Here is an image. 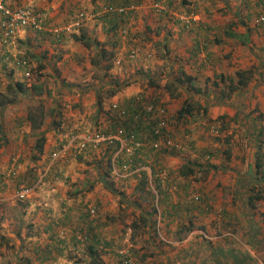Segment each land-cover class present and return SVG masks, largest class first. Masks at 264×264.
Segmentation results:
<instances>
[{
	"label": "rangeland",
	"instance_id": "obj_1",
	"mask_svg": "<svg viewBox=\"0 0 264 264\" xmlns=\"http://www.w3.org/2000/svg\"><path fill=\"white\" fill-rule=\"evenodd\" d=\"M251 19L252 18H250V20L247 19V22L250 23ZM150 24L151 18L147 19L146 16L143 20H137L136 22L134 21V25L130 24L131 26L129 25L125 27V34H120L119 32L117 33L116 37L119 42L115 48V54L121 59L119 64L111 63V69L109 68V71L104 68L102 63L101 64L103 67L100 68H95L94 65H91L89 70L82 72V81H78V84L73 86L72 89L71 87L64 88L71 89V92L74 90L75 93L80 84H82L84 81H88L89 84L90 78H104L106 83L109 84V87H113V84L117 85L119 88L131 87L130 94L134 95L139 92L141 85L146 86L147 77L145 76H157L159 78L157 81V86H159V88L154 89L163 94L164 100L170 101L168 107L171 109V113L174 114L176 108L179 107L178 103L182 101L185 93L182 86L174 89L175 92L179 93L178 98L174 101V99L171 100V98L167 97V93L164 91V87L162 86L164 84V77L162 74L165 73L166 75L168 72L166 69H164V65L162 63L163 61L161 60L162 56L160 57L162 54L161 51H163L161 38L164 29L158 28V32L155 33L154 26H152L153 29L145 33V36L148 38L147 44L151 46L152 53L149 54V50L146 51V49L141 47L142 52L139 51L138 56H141V54H149V57H147L149 59L146 58L147 60L139 63L140 65L132 63L134 62L133 59V61L124 59V52L130 47V42L127 41L126 44L128 33L132 34L134 30L141 31L144 28V25L150 26ZM168 28L172 32L175 31L173 24L168 26ZM130 41L132 42L133 40L130 38ZM170 46L171 45H169V48ZM91 48L92 49H90L88 54H90L92 58H95L96 47L94 48V46H92ZM141 74H143L144 77L140 76ZM33 78L34 79L31 81L33 84H37L39 86L37 88L39 93H33V91L31 92L30 90L26 89L24 97H20L21 99L18 100L20 103H16V101L13 104L14 107H17V105L20 106L24 112H27L28 110L34 111L35 107L41 109L43 112V118L41 125L37 129H34L33 132H29L25 142H19L18 147L20 146V150L17 148L16 152L18 151L19 155L21 156V167L17 168L15 176L12 178L6 177L4 175L5 168H0V174H2L0 181L3 183L5 182L7 187H9V190L6 191L7 194L5 196L10 195L12 192V197L4 200L0 199L1 202L4 201L7 203L6 207H4L3 204H0V207L6 211V214H9L6 216L5 221H0V223H2L0 225V233L4 237L8 238V247L3 248L2 243L0 244V264H5L4 262L15 264V259H17V264H19L22 263L23 258H25L24 256L27 257L30 255L31 251L34 254L33 250L30 251V248H34V244L41 245L40 240H44L42 234L37 237L36 231L37 228L40 227V224H42V222L45 220L43 219L44 215L49 214L46 216L47 221L51 219H59L66 208L70 209V215L63 228L65 229L64 231L68 233L66 236L68 237L70 234L71 237L65 239L64 236L59 235L63 237L62 240L65 243V246L61 248V254H64L68 258L73 257L74 260L83 258L84 254L82 252L85 253L84 248L88 243V231L91 230L93 232V228H95L94 232L97 239L100 240L101 238H104L105 240H112L114 244L117 245L111 249L109 245L105 246L100 243L97 244L98 246H103L102 251L104 250L105 253H109L107 255L104 253V255L111 258L114 257L115 264H121L119 260V254L117 252L123 249L129 253L131 259L134 261L141 262L139 256L141 254H145L144 264H209L207 261H210L211 264H264V223L262 221L261 215L262 211L264 210V200L260 199L256 202L254 201L255 203L252 202L254 205L256 204V209H247L245 198L233 200L232 197H228L229 189L226 190L227 187L229 188V176L232 175L226 170L230 169L234 171L237 170V168H240V166L236 167L238 164L237 160L239 154H241L245 148H247L246 150L248 151V154L253 152L247 147L248 143H246V139L248 137L242 141L239 138L235 140L231 136V138L228 140L230 145L227 146L229 157L227 159L225 158L228 160V163L230 162V165H224V157L220 155L223 154L221 152L223 147L218 145L219 142H217L216 138L213 137L209 130L203 129L199 127V124L194 123L199 121L201 116H198L199 119L195 118L194 122L191 121V124H188L186 127H191L188 129V136L190 140L193 141V148L190 150L189 148H183V151L180 152L181 155H171L164 153L161 155L158 164L161 165V167L167 165L172 170L171 175L176 176L177 170L183 164V158L188 160L191 157L196 158L198 156L197 158H199L200 155L198 152H200L202 148L206 147L208 144L215 143L216 145H213L212 147H217L219 150L217 154H215L217 156L210 158V163L216 168L217 171L212 170L211 172V170H208L206 172L203 171L201 174L202 177L204 176L203 180H205L202 190L206 191L205 194L210 197L214 195V197H212L213 203L211 207L207 208V206L202 203L203 213L200 215H194L191 220V225H188L190 229L187 231H177L176 228L178 229V225L176 222L174 223L175 218H172L173 215L164 216V214L158 217L159 223H156V225L159 227L158 231L152 230L150 226L145 228L140 227L135 231H132L129 224L133 219H136L137 211L129 207H125L124 204L126 201L138 203V206L145 209L148 204L153 203L147 201L148 194L146 191H148L150 194H154V192L159 193L156 186L154 187L149 179V181H146V184L143 183V186H141L142 184L139 183L142 179L135 183L137 178H141V171H146L147 168L150 169V163H153L151 160H149L150 157L144 156V160L141 157V159L145 162L144 164L146 165L143 166L144 169L136 168L131 173H127L123 171L118 172L116 168V173L118 175L113 174L112 171H110L108 175H105L102 171L103 169L107 168L106 164L103 163L104 161H101V166L99 167H97V163L95 162L104 149V144H100L98 146L99 148L97 147L94 151H90L89 154H87L88 152H83L80 158H77L76 155L70 156L67 163L53 160L52 167L50 165V158L48 156L54 151L49 152L48 150H51L52 146L58 144L60 141L58 138L65 136L68 129H80L81 132L78 133L79 135H81L82 132H90V134L93 135L96 133L95 129L102 127L105 120L103 117V112H96L97 96L93 101H89L90 98L79 99L78 96H76V93L71 96V93H68L65 91V89L63 90L64 93H62L59 88L57 89V83L55 82V79L50 77L44 78L46 79L45 84L39 85V83H37L35 80L36 76H33ZM248 79L249 81L252 80L251 77ZM11 80L13 79H10V81ZM126 81H129V83H126ZM5 83V74L4 72H0V90H3ZM225 83H227V80H225ZM198 85L201 86L202 83H198ZM109 87H107L105 90L101 89L98 93L101 104L105 107L110 101L109 98H107ZM214 90H216L214 87H211V89L207 90V94L204 95L206 97H204L205 99H202L201 97L196 98L200 107L204 104H207L209 100L211 101L213 99ZM143 92L145 93L146 91L143 90ZM228 94V99L225 98L221 100L222 105L229 104V100H231V98L234 96L235 91L229 92ZM116 98L120 99L119 96ZM79 100L83 101L79 102ZM77 102L80 104L81 109L76 107L75 104ZM239 103L240 107L242 108L244 104L242 102ZM208 105L209 103L207 106ZM208 108L209 106L207 109ZM57 109L60 110V115H56ZM74 109L78 113H73ZM231 110L234 109L232 108ZM65 118L68 120L67 122L65 121ZM204 118L205 115L203 119L201 118V121L204 120ZM241 118L237 120V123L241 124L242 129L253 130L256 127V124L251 128L246 126L245 123H240ZM58 121L60 124H58ZM180 124L181 123L178 124L177 122L178 127L183 126ZM262 127L264 128V124ZM234 128H238V126H235ZM234 128H232V130ZM21 129L22 137V135L25 134L26 129ZM40 132L45 138L43 148L45 149L47 147L43 155L37 154L32 149L34 139L40 134ZM191 135L193 137L197 136V139L195 140L191 138ZM244 143L246 145H244ZM261 147H258L253 153L252 156H255L254 160L255 158H257L258 161L263 160V155H261V152L264 150V147ZM52 150H54V148ZM11 154H14V151L11 152L9 156ZM139 154L140 156L143 155L142 152ZM182 156L184 157L182 158ZM47 158L49 160H47ZM110 158L112 159V157ZM202 158H204V156ZM231 159L234 163H231ZM29 160L31 162H29ZM199 160L201 159L199 158ZM24 161L27 163L25 168L24 166L22 167V164L24 165ZM204 162L205 161H203L201 165H204ZM26 169L34 170L35 174L36 172L40 173L41 170L44 169L48 178L46 181L38 180V182L35 183L34 190L29 193L24 201H19L13 198V180L19 174L25 173ZM59 170H64V172H66L65 175L59 174L61 175V179H64V177L67 176L65 182L60 181L55 184L56 178H54L53 183H51L52 180L49 183V180L52 179L54 177L53 175L58 173ZM251 171L256 174V177L261 178L259 184L263 185V167L260 166L256 173L253 169V166L251 165L249 172L250 175L253 174ZM146 172L150 178L149 172ZM164 173H166V171ZM238 174H240L241 178L244 177L243 172H238ZM133 175L137 176L134 178ZM39 176L40 175H38L37 178H39ZM249 181V177L246 176V184H243L245 189L249 187V183H247ZM208 185H211L212 187L206 190ZM109 188H111L113 191H110ZM171 190H169V192H172ZM96 194L99 195V197H97L98 199L102 198V201H100L103 203V209L102 206H97L98 208L95 212V215L90 218L88 214L83 215L81 212H85L86 204H95L96 199L94 201L93 199L95 198ZM247 194L248 189H246L245 196H247ZM2 196L3 195L0 194V198H2ZM119 197L121 198L120 200L125 202H119L117 200ZM103 199H105V202ZM111 206L113 209H111ZM22 208L24 209V214H22ZM158 208L161 210L160 205H158ZM222 210H224L225 213H223ZM239 210L241 212L240 214L242 216V220H238L237 223H234L229 218L234 217L231 215V213L236 214V211ZM80 215L84 218L81 219L82 222L79 220ZM12 217L23 222L22 225L17 228V230L15 229L16 227H13L15 226L12 224L13 222H11ZM187 217L188 216L185 218L182 217L181 219L183 221H187ZM152 218H154V216ZM103 222L107 223L103 224ZM98 223H100L99 227L95 226V224ZM231 225H234L235 228L229 231ZM78 234L79 238H77ZM97 245L96 247L99 248ZM131 250H134L135 253L131 254ZM2 252L5 253L1 255ZM185 253L192 255V260L184 259L181 261L177 258L179 254L185 255ZM54 255H57V252H54ZM3 256L5 257L3 258Z\"/></svg>",
	"mask_w": 264,
	"mask_h": 264
},
{
	"label": "crops",
	"instance_id": "obj_2",
	"mask_svg": "<svg viewBox=\"0 0 264 264\" xmlns=\"http://www.w3.org/2000/svg\"><path fill=\"white\" fill-rule=\"evenodd\" d=\"M111 1L127 2L126 4L120 5H134L133 10H131L124 16L122 15L123 17H125V22L123 25L124 28L129 26L130 24L134 25V21L136 22L137 20H143L146 16L147 19L151 18L150 26L144 25V28L141 31L134 30V32L132 33L133 35H131V39L133 41H137L139 45L141 44V47L143 49H146V51L149 50V54L152 53V49L151 46L147 44L148 38L145 36V33H147L148 31L147 27L149 28V31H151L153 29L152 26H154L155 33L158 32V28L164 29L161 38L163 51H161L162 54L160 55V57L162 56L161 60L163 61L162 63L166 71H183L188 75H194V77L200 81L204 80L208 76L209 80L207 84H209V81L211 78H213L214 73H221L226 80V77L229 76L234 70H251L252 80L249 81L248 79L243 89H241L240 92L235 93L231 100H229V104H219L211 106L207 109L206 113L208 117H213L217 114H224L228 117V119L232 118L231 121H229L227 128L228 133L232 132V138H234L235 140L239 138L243 141V139L245 138H242L241 134L244 133L246 134V138L248 137L246 139V143H248L247 147L253 152L251 154H248V151L246 150L247 148H245V150L241 154H239L237 160L238 164L236 167L240 166V168H237V170L234 171L230 169L226 170L232 174L229 176V188H226V190L229 189V196H226L232 197L233 200L246 198V189L244 188L245 186H243V184H246L245 177H249L250 181L247 182L249 183V186L251 185V183L255 182L254 180H256V174L253 173V171H251L253 173L252 175L249 174V166L251 168L255 157H253L252 155L258 147H264V128L262 127V125L264 124V83L263 80H261V78L259 77L262 69L264 68V21L260 25L256 26L252 24L253 17L259 14V12L264 15V0H255V2L253 0H201L197 3V6L199 7L197 15L201 22L207 24L208 29H197L194 27L187 33L181 30L180 25L178 26L180 21H178L175 17L172 18L177 21V23H174L173 21H166L163 19L164 17H162L161 22H157L155 12L148 11V0L135 4L132 2L130 3L129 1L131 0H5V3L12 7L29 6L33 9L44 10L48 14L46 24L48 26H52L61 25L68 22L78 10H84L88 13H95L102 4ZM181 2L182 0H172L171 4L173 7H175L174 11L177 13L179 10L182 11L183 7H186L187 5H182ZM105 14H107L108 17L114 16V14L110 13ZM100 16L87 19L78 30L63 34L60 39L54 38L52 34L45 29H43V31L46 33V36L43 37L42 35L35 33L34 30L26 28L19 31L9 44L0 43V72H4L5 81H8L9 79L19 81L26 79L24 76L28 74L27 68L18 67L12 60V55H22L27 56L30 60L27 67H32L36 70L30 73V76L35 75V80L37 83H39V85H44L46 81V79L44 78L50 77L56 80L55 82L57 83V89L59 88L62 93H64L63 90L67 87H71L72 89V87L76 86L78 84L77 82L82 79V72L85 70H89V67H91V65H94L95 68L103 67L102 64L104 63L102 59L98 60L99 58H97L96 55L95 58H92L91 55L88 54L90 49H92V46H94V48L96 47L95 54L97 55L101 46H103L105 49H109V43H111V40L113 39H110L108 20L103 21L102 18L104 16L101 18ZM250 18L252 19L249 23L247 22V19L250 20ZM172 24L175 27L174 32L170 31V29L168 28V26H171ZM73 35H83L85 39L89 40L88 47L85 48L80 41L74 40L72 37ZM214 36H217L216 41L214 40ZM129 37L130 36L128 33V38ZM196 40H199L197 44L198 51L197 49H195ZM203 43L204 45H202ZM169 45H171L170 48ZM114 46L116 48L117 45L115 44ZM140 52H142L141 48ZM149 54H141V56L133 59L134 62L132 63L140 65L139 63H141L142 61L149 59L147 58L149 57ZM92 59H94L93 62L91 61ZM39 66L41 67L39 68ZM110 69L107 70L109 71ZM164 76L165 74L163 75V77ZM168 76L169 75L165 76L163 81H165ZM28 79L29 80H27L26 83L28 82L29 84L30 81L34 78L31 77ZM108 85L109 84L106 83V80L104 78H90V83L88 84V81H84L82 84H80L75 93L79 99L90 98L89 101H93L98 95L99 91L101 89L105 90L107 87H109ZM71 89H65V91L71 93V96H73L75 93L74 90L71 92ZM130 91L131 87H118V89L116 88V90L113 94L110 95V97H108L107 95V98H109L110 101L122 100L123 98L132 96L130 94ZM117 96H119L120 99L116 98ZM80 101L83 100H79V102ZM239 102H242L244 104L242 108L240 107ZM16 103H20V101H17ZM75 105L76 107H78V109L80 108V104L78 102ZM237 106L240 107V111L237 118L233 119ZM232 108L234 110H231ZM26 113L27 112H24L20 106L17 105V107H14V104L0 107V168L6 166V164L8 163V156L13 151L18 160L17 168L21 167V156L19 155L18 151L16 152V149L18 148L20 150V146L18 147L20 141H23V143L25 142V140L21 137V128H25L26 131L28 129V124L24 120ZM73 113L78 112L74 109ZM239 118H241L240 123H245L246 126H249L251 128L256 124V127L253 130L242 129L241 124L237 123V120ZM235 126H238V128H234ZM232 128L234 129L232 130ZM240 131L242 133H240ZM191 138L196 140L197 136H192ZM208 145L212 147L216 144L214 143ZM244 145L246 144L244 143ZM45 149L43 152L46 151ZM52 149L53 146L51 147V150ZM261 155H263V160H261L260 166L263 167L262 175H264V150L261 152ZM255 159L257 160V158ZM233 160L231 161V163L233 162ZM29 162L31 161L29 160ZM223 164L230 165V162L228 163V160H223ZM25 165H27V163L24 161V165L22 164V167L24 166L25 168ZM162 168L164 171H170V173H172V170L167 165L163 166ZM212 170L217 171L216 169H211V172ZM146 171L149 172V168H147ZM146 171L141 172L147 175L148 178L149 176ZM238 172H243L244 177L241 178ZM65 173L66 172H64L63 170L61 174L65 175ZM66 177H64V179H61V175H59L55 179V184L60 181L65 182ZM259 179L260 180L258 181L260 182L261 178ZM163 186L168 188L169 186H171V184H163L162 189ZM211 187V185H208V188H206V190L210 189ZM173 188L175 189L176 187L174 186ZM7 190H9V187H7L5 182L3 183L0 181V194L3 195L2 198H0L1 200L12 197V192L10 193V195L5 196L7 194ZM186 191V195L185 192H173L167 194V199H162L161 204L164 205V208H166L169 203L168 201H170L172 204L176 201L181 202V200H187V196L190 191ZM97 197H99L98 194L95 195L93 201L96 199L95 203L97 204V206H102L103 209V203L101 202L102 198L98 199ZM212 197H214V195H212ZM103 200L105 202V199ZM117 200L119 201V198H117ZM0 204H3L4 207H6L7 205V203L4 201H0ZM124 206L129 207L137 212L139 211L138 208L133 206L131 202L126 201ZM180 207L181 205L178 207L181 210ZM1 209L2 207H0V221H5L6 216H8L9 214H6V211L4 209ZM111 209H113L112 206ZM180 210H178V214L181 213ZM22 211V214H24L25 212L23 208ZM171 212L173 213L174 211ZM182 214L186 213L183 212ZM195 214L196 212L194 213V215ZM48 215L49 214L44 215L43 219L45 220L42 222L43 224H40V227L45 224V221H47L46 216ZM11 222H13L12 224L15 225L13 227H16V230L23 223L22 221L14 217H12ZM1 224L2 223H0V225ZM41 234L44 238L43 241L40 240L41 245H45L48 242L47 229H44L43 227V233ZM61 242L62 247H64V241ZM98 247L100 248L101 246ZM105 254L107 255L109 253ZM57 255H54V257L51 256L49 258L45 257L44 255H40L37 257V253L34 252L33 254L31 251L30 255L27 257L29 259V264L78 263V259L74 260L73 257L68 258L61 253ZM106 255H102L101 257L102 260L105 261L104 264H115L114 257L111 258ZM4 257L5 256H3V258ZM80 262L81 264H89V256H83ZM207 262L211 264L210 261ZM4 263L9 264V262ZM15 264H17V259H15Z\"/></svg>",
	"mask_w": 264,
	"mask_h": 264
},
{
	"label": "trees",
	"instance_id": "obj_3",
	"mask_svg": "<svg viewBox=\"0 0 264 264\" xmlns=\"http://www.w3.org/2000/svg\"><path fill=\"white\" fill-rule=\"evenodd\" d=\"M147 0H131L129 1L130 3H140V2H145ZM152 1L155 0H148V4H149V12H153V10L150 7V3ZM128 2V3H129ZM111 3L113 4H126L127 2H115V1H111ZM167 3L171 6V9L174 10L175 7L172 6V0H167ZM190 3L189 0H182L181 4L186 5V7H183V10H179L178 13H187L189 11V8L187 7L188 4ZM8 5V4H7ZM133 5V4H131ZM181 5V6H182ZM9 6V5H8ZM12 8V6H9ZM196 9L194 10L195 12L198 11V6L197 4L195 5ZM104 16V17H103ZM156 21H160L162 20V17H164L163 19L166 21H173L174 23H177V21H175L169 13H164L163 15L160 14H156ZM102 18V20L106 21L108 20L109 22V33H110V39L113 38L111 40V43H109V49H105L103 46H101L99 49V53L98 55L96 54L97 58H99L98 60L102 59L103 61V65L105 66V69H109L111 66V63H114V58L116 57L115 54V44L117 45L118 41L116 39V35L118 33V31L121 28H124V22H125V17H123L122 15H114L111 17H108L107 14H102L100 16V18ZM109 18V19H107ZM263 23V22H261ZM260 23V24H261ZM257 24V25H260ZM180 25L181 30L184 32H189L191 31L192 28H197V29H208V26L206 23L201 22L200 20L197 22H191V24H189L190 26L187 28H184V26L179 23L178 26ZM256 26V25H254ZM148 31L149 28L147 27ZM35 33L42 35L43 37L46 36V33L43 30H34ZM131 35L129 33V38L127 35V41L130 42V47H137L138 48V53L140 51L141 48V44L139 45V43L137 41L135 42H131L130 38ZM53 36V35H52ZM63 34H61L59 37H57L58 39H60V37H62ZM54 37V36H53ZM74 40L76 41H80L81 44L87 48L89 45V40L85 39L83 35H73L72 36ZM134 37V36H133ZM56 38V37H54ZM56 38V39H57ZM1 40V39H0ZM214 40H217V36H214ZM199 40H196V48L197 49V44H198ZM204 42V41H203ZM204 45V43L202 44ZM129 47V48H130ZM127 51V50H126ZM126 51L124 52V55L126 53ZM198 51V49H197ZM196 51V52H197ZM137 53V56H138ZM136 56V57H137ZM135 57V58H136ZM16 59H23L26 62V65H20L15 59L12 58L13 62L16 63V65L18 67H25L27 68V72L28 74L36 71L34 68L32 67H27L28 63H29V59L27 56H22V55H15ZM113 59V60H112ZM92 62L94 61V59L91 60ZM38 67V66H37ZM41 66H39L40 68ZM165 74V73H164ZM163 74V75H164ZM251 70L249 69H242V70H234L229 76L226 77L227 83H225V79L223 77V75L221 73L218 74H213V78L210 79L209 84H207L208 82V76L200 81L197 80L194 75H188L186 73H184L183 71L180 72H167V75H169L165 81L164 84L162 85L164 87V91H166L167 93V97L171 98V100L174 99V101L178 98L179 93L175 92L174 89L179 88V87H183V91L185 93V96L183 97L182 101L179 104V107L176 108V110L174 111L175 113H171V109L168 107L169 104V100H164V96L161 92H159L158 89L159 86H157V81L159 80V78L157 76H145L147 77V81H146V86H142L139 90V92H137L136 94L129 96L127 98H123L122 100H115V101H110L108 102V105L105 107L101 104L100 101V97L97 95V104H96V112H103V117H104V124L102 127H99V129H95L97 133H102L103 135L105 134H109V133H115L117 130L121 131V134H123V136H132V140L133 141H141L143 143V146L141 147V151H135V154H139V153H143V157L147 156L150 157L149 160H151L150 163V182H152V184L154 185V187L156 186V188L158 189V192H154V194H150L148 191L147 194V201L148 202H153L148 204V206L144 209L141 208L140 206H138V203L135 202H131L133 204V206H135L136 208H138V212H137V217L136 219H133L132 222L129 224L130 228L132 231H135L137 228H145V227H149L152 230L158 231V225H156V223H159V218L158 216L164 214V216H168V215H173L172 218L174 219V223L176 222V224L178 225V229L176 228L177 231H187L190 229V227L188 225H191V220L194 217V213L196 212V214L200 215L203 213V207H202V203H204L205 206H207V208L211 207V202H213L212 197H209L206 193V191L202 190V187L204 186L205 180H203L204 176L202 177L201 174L203 171H208L211 169H216L211 163H210V158H214L215 154H217L218 152V148H214L211 147L209 145H207L206 147L202 148V150L199 153V158L202 160H199V158H194L191 157L189 160L186 158H183L184 156H182L183 158V164L182 166H180V168L177 170L176 176L175 175H171L170 171L164 173L165 171L162 170L161 173L156 174V172L158 170H160L161 165L158 164L159 159L161 157L162 154H171V155H175V154H180V152H182L183 150H178L175 148H172L171 146H162L160 145L159 149L157 150H153L152 147L150 146V144L158 139H162L163 138L157 134L153 133V127L155 125V122L158 119H162L166 122L167 126L165 128H162V133H167L169 134V136L171 138L175 137L177 139H179V143L182 145L183 148H186L189 150L193 148V141L190 140L189 138V131L188 129H190L191 127H186L188 124L190 125L191 121H195V118L199 119V115L201 116L199 121L194 122L196 124H199L201 128L209 130L210 127L211 129H213L214 131H210L213 135L214 138H216L218 145L223 147V149L221 150V152L223 154H220L223 158V160L229 157V151L227 146L230 145L228 140L231 138L232 136V132L228 133V124L229 121H231L232 118H229L224 115V114H217L213 117H208L206 115V111H207V107H211L214 105H218L222 104V99H228V93L235 91V93L240 92L241 89H243V87L246 85L248 78L251 77ZM140 76L144 77L143 74H141ZM164 76V77H165ZM261 78V80H263L264 83V68L261 71V74L259 76ZM29 80L28 78H26L25 80H11L10 79L8 81H6L5 86H3V90H0V107L8 105V104H13L16 101H18L19 99H21L20 97H24L25 95V90L28 89L31 92L33 91V93H39V91L37 90V88L39 87L37 84H33L32 81L28 84V82L26 83V81ZM126 83H129V81H126ZM198 83H202L201 86L198 85ZM185 84V85H184ZM37 85V86H36ZM211 87L215 88L216 90H214V94H213V99L210 101L209 100V105L207 106V104H204L203 106H199V102H197L196 98H202L205 99L206 97L204 95H206V91L211 89ZM116 88L118 89L117 85L113 84L112 88L108 89V97H110L111 94L114 93V91L116 90ZM155 88V89H154ZM146 91L145 93L143 92ZM229 91V92H228ZM205 97V98H204ZM139 98V99H138ZM148 104H152L153 107L150 110H146V106ZM205 103V102H204ZM115 104L114 107H112L111 105ZM157 104L159 106L162 107L163 112L162 114H158L155 112L154 109V105ZM105 107V108H104ZM201 110V111H200ZM240 111V107L237 106V108L235 109V114L233 116V119H236L238 116V113ZM202 112V113H200ZM56 115H60V110L57 109L56 110ZM205 115L204 120L201 121V118L203 119ZM42 118H43V112L41 109L38 108H34V111L32 110H28L25 116V122H27L28 124V129L25 132V134L22 135V138L25 140L27 135H29V132H33L34 129H37L41 123H42ZM65 121L67 122L68 120ZM177 122L178 124L181 123L180 125L182 127H178L177 126ZM58 124L59 121H58ZM67 134L65 136H62L61 138H58L60 141L58 142L57 145L53 146L54 150L56 148H58V145H60L61 143L65 142L67 136L69 134H77L80 133L81 130L80 129H68ZM87 133V132H86ZM240 133H242L240 131ZM261 133V132H260ZM87 134H90V132H88ZM242 138H246V134H241ZM263 136V135H262ZM1 139V136H0ZM223 142H220V141ZM260 141V140H259ZM45 142V138L44 135L40 132L39 135L36 136V138L34 139V143L32 146V149L39 155L44 154V149H43V144ZM57 142V141H56ZM77 142L75 141V145L73 147L67 148L66 150H64L62 157H56L55 160L57 162H64V160L66 158H70V156H74L76 155L77 158L81 157V154L88 152L87 154H89L90 151H94V149H80V147L76 144ZM100 145V144H99ZM98 145V146H99ZM226 145V146H225ZM260 145V144H259ZM258 145V146H259ZM97 146V147H98ZM104 149L103 152H101L100 156H99V160H95V162L97 163V167L101 166V161H104L103 163L106 164L107 168L103 169L102 171L104 172L105 175H108L110 172V168L113 162H111V158L117 145L115 144H104ZM225 146V147H224ZM96 147V148H97ZM95 148V149H96ZM99 148V147H98ZM72 150H74V153L72 152ZM49 152L53 151V150H48ZM220 152V151H219ZM197 153V155H198ZM48 154V152H47ZM50 154V153H49ZM11 154L8 158V163L6 164V166L4 167V171L7 172L11 163L10 160L12 158ZM181 155V154H180ZM204 156V158L202 157ZM50 158V156H48ZM142 155L140 156H136L133 158L132 162L130 163V169H133L135 167V165H137V163L139 162L140 164V159H141ZM148 159V158H147ZM205 159V160H204ZM225 159V160H226ZM47 160H49L47 158ZM205 161L204 165H201V163ZM123 160H121V158L117 157L114 161L115 165L118 166L120 165V163H122ZM53 161H51L50 165L53 167ZM260 163L261 161L258 160H254L252 163L253 169L254 171H258L260 168ZM17 163L14 164L13 168H16ZM249 170H250V166H249ZM248 170V171H249ZM118 172H122V170L118 167L117 168ZM17 172V169L15 170V174ZM62 173V170H59L58 173H55L52 179L49 180V183L51 181V183H53L54 178L58 177L59 174ZM257 173V172H256ZM14 175H10L9 178H12L15 176ZM38 175H40L39 172H36V174L34 173V171L31 169H26L25 173L23 174H19L18 176H16V178H14V182H13V188L15 189L16 186L18 184H24V185H32L35 182H38ZM2 176V174H0V177ZM135 176L137 175H133V177L135 178ZM141 178H137L135 180V183H137L138 180H140V184H142L141 186H143V183L146 184V181H148L147 175H145L144 173L141 172ZM37 178V179H36ZM48 178V176L46 174H44L40 179L42 181H46ZM260 177H256L254 180L255 182L251 183V185L246 188L248 189V194L246 196V208L247 209H256L255 205L253 203H255L256 201L262 199L264 200V184H259V179ZM36 179V180H35ZM67 179V177L65 178ZM123 180V179H122ZM169 180V181H168ZM124 181V180H123ZM168 181V182H167ZM177 182V183H176ZM171 184V186H169L168 188H166L165 186H163L162 189V185L166 184ZM176 187L175 189L173 187ZM153 187V188H154ZM165 187V188H164ZM173 189V190H171ZM110 191H113L111 188H109ZM169 190H171L172 192H169ZM186 190H189L190 193L188 194V198L187 200H181V202L176 201L175 203H172L170 201H168V206L166 208H164V205L161 204V200L162 199H167V194L173 193V192H185V195L187 194ZM155 197V200H154ZM121 198L119 197V202H121L122 200H120ZM150 199V200H149ZM255 201V202H254ZM253 202V203H252ZM83 203V202H82ZM81 203V204H82ZM181 205V210L178 208ZM158 205H160V209L158 208ZM177 205V206H176ZM203 205V206H204ZM95 212L97 211V204L95 203L93 205ZM170 207V208H168ZM254 207V208H253ZM85 209L87 210V207L85 206ZM223 209V208H222ZM69 208H66L64 210V213H62V216L59 219H51L49 221H45V224L41 227L37 228V237L43 233V227L44 229H47L48 232V242L45 245H39V244H34L33 247L34 248H30L31 250H34L35 253H37V257L40 255H44L45 257H54V252H57V254L61 253V247H62V242L63 241V237L59 236L62 235L64 236L65 239L70 238V234L68 235V237L66 236V234H68L66 231H64L65 229L63 228L65 226V223L69 217ZM81 212L84 214H87V212ZM137 210V209H136ZM178 210L181 211L180 214H178ZM171 211H174L173 213ZM183 212H185L186 214H182ZM223 213H225L224 210H222ZM240 210L236 211L235 213H231L232 216L234 217H230L229 219L234 222L237 223L238 220H242V216L240 214ZM262 221L264 223V210L262 211ZM119 216V215H118ZM154 216V218H152ZM187 221H183L181 218L182 217H186ZM171 218V217H170ZM81 219H84L83 217H81V215L79 216V220L81 221ZM96 219V218H95ZM161 219V217H160ZM113 220V219H111ZM82 222V221H81ZM107 222H103V224H105ZM43 224V223H42ZM167 224V223H166ZM100 223L95 224V226L99 227ZM28 226V225H27ZM61 227V228H60ZM72 227V226H70ZM235 228L234 225H231L230 230H233ZM73 229V228H72ZM93 228V232L91 230L88 231V236H87V240L88 243L85 246V253L82 252L84 255L83 256H89V264H104L103 260H102V255H104V250L102 251L101 248H97L96 245L97 244H102L105 246H110L111 249H113L114 247H116L117 245L114 244V242L112 240H105L104 238H101L100 240L96 238L95 232H94ZM100 229V228H99ZM61 233V234H59ZM132 235V234H131ZM178 237V236H177ZM2 243L3 248L8 247V238L4 237L1 233H0V244ZM7 243V244H6ZM10 245V243H9ZM113 251V250H111ZM131 254H134L135 251L131 250L130 251ZM5 253L2 252L1 255ZM114 253V252H113ZM56 254V253H55ZM115 255V254H114ZM188 253L185 255L184 254H179L177 256V258L179 260H192V255H188ZM25 258H23L22 263L19 264H29V259L28 257L24 256ZM139 259L141 260V263L144 264V260H145V254H141L139 256ZM81 259L78 260V263L76 264H81L80 262ZM119 260L120 263L123 264V258L119 255ZM80 262V263H79Z\"/></svg>",
	"mask_w": 264,
	"mask_h": 264
},
{
	"label": "built area",
	"instance_id": "obj_4",
	"mask_svg": "<svg viewBox=\"0 0 264 264\" xmlns=\"http://www.w3.org/2000/svg\"><path fill=\"white\" fill-rule=\"evenodd\" d=\"M201 0H190V3L188 4L189 11L187 13H177L173 9H171V6L167 3V0H155L150 3L151 9L156 13L163 15L164 13H169L171 17H175L180 23L184 26V28L189 27L191 22H197L199 21V17L197 15V12L194 10L196 9L195 5ZM255 2V0H253ZM134 9V5L128 4V5H116L111 2H105L102 4L98 10L95 13H88L84 10H78L73 17L66 23H63L61 25H52L48 26L46 24L48 14L44 10H38L33 9L29 6H16V7H9L5 0H0V43L1 44H9L13 38L16 36V34L24 30L26 28L32 29V30H43L45 29L49 33H51L54 37H59L61 34H67L74 32L78 30L84 22L93 17L100 16L104 13H110L114 15H126L131 10ZM264 21V15L259 12L256 16L252 19V24L257 25ZM120 34H125L126 30L125 28H121L118 31ZM138 48L137 47H130L127 49L124 59L125 60H132L137 56ZM13 59H15L20 65H26L25 60L23 59H16L14 55ZM121 59L119 57L114 58V64H119ZM35 76V75H33ZM33 76H30V74H26L24 76L25 78H31ZM139 99V98H138ZM112 107L115 106V104L111 105ZM153 105L148 104L146 106V110L152 109ZM155 112L158 114H162L163 109L161 106L155 104L154 105ZM167 126L166 122L162 119H158L155 122V125L153 127V133L161 136L162 139H158L150 144L153 150L159 149L160 145L162 146H171L172 148L183 150L182 145L179 143V139L173 137L171 138L169 134L162 133V128H165ZM210 131H214L213 129H209ZM78 134V133H77ZM83 134V135H82ZM76 144L80 147V149L86 150V149H94L99 144H115L117 145L114 154L112 156L111 162V168L110 171L113 172V174L116 173V168H120L123 172L131 173L134 171V169H144L143 166L144 163V157L142 155V159L135 165L133 169H130V163L132 162L133 158L136 156H139L138 154H135V151L141 150V147L143 146V143L141 141H133L132 136H123L121 134L120 130H117L115 133H109L103 135L102 133H95L93 135L87 134L85 132H82L81 135L76 134H69L67 136V139L65 142L61 143L58 148L53 150L54 152L50 155V162L55 160L56 157L61 156L67 148L73 147ZM71 142V144H70ZM69 143V144H68ZM74 153V150H72ZM75 154V153H74ZM119 157L121 160H123L120 165L116 166L114 161L115 159ZM115 158V159H114ZM16 158L15 156L11 159V165L7 171V174L12 175L14 174V164H15ZM69 158H66L64 162H68ZM146 166V165H145ZM162 172V169L158 170L156 174H159ZM46 173V171L43 169L42 173L40 174L38 180ZM118 175V174H117ZM36 183V182H35ZM35 183L32 185H24V184H18L13 192V197L17 200L25 199L31 191L34 190ZM87 207V214L91 218L95 215L94 207L91 205H86ZM89 218V221H90ZM77 238H79V234L77 235ZM118 254L121 255L123 258V264H141L140 261H134L131 259L128 252H126L124 249L120 250Z\"/></svg>",
	"mask_w": 264,
	"mask_h": 264
},
{
	"label": "clouds",
	"instance_id": "obj_5",
	"mask_svg": "<svg viewBox=\"0 0 264 264\" xmlns=\"http://www.w3.org/2000/svg\"><path fill=\"white\" fill-rule=\"evenodd\" d=\"M15 156V158H16V161H15V163H17L18 164V160H17V156L15 155V154H13L12 155V158ZM50 156V155H49ZM11 158V159H12ZM10 163H11V160H10ZM17 169V165H16V168L14 169V174H15V170ZM161 169L163 170V168L161 167ZM42 171L43 170H41V172H40V174L42 173ZM14 174H12V175H14ZM149 174H150V171H149ZM4 175L6 176V177H8L9 178V174H7V172H4ZM14 192V191H13ZM14 198V197H13ZM17 200V199H16ZM19 201H24V199H22V200H19ZM212 203L213 202H211V204L210 205H212ZM87 205V204H86ZM91 206H93V205H91ZM159 217V216H158ZM101 249L103 248V246L101 245V247H100ZM118 253V252H117ZM120 255V254H119ZM121 256V255H120Z\"/></svg>",
	"mask_w": 264,
	"mask_h": 264
}]
</instances>
